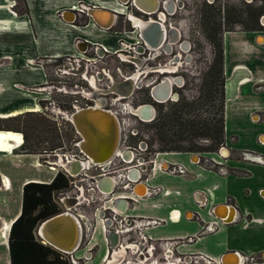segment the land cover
Instances as JSON below:
<instances>
[{"label": "crops", "instance_id": "0c3cea01", "mask_svg": "<svg viewBox=\"0 0 264 264\" xmlns=\"http://www.w3.org/2000/svg\"><path fill=\"white\" fill-rule=\"evenodd\" d=\"M8 1L0 0V12L8 11ZM11 1L16 2V0ZM23 1L26 7L25 12L18 14L14 7L12 11L16 15L43 16L44 18H33L34 25L42 31H56L55 37H57V31L62 29V24L73 23V15H80L75 10L79 1L91 3L102 9L115 7L117 11H122V6L116 4L114 0ZM65 9L72 11L66 10L63 13ZM60 13L66 19L59 17L57 22L54 17L51 18ZM93 14L103 26L106 25L103 22V15H112L103 10L94 11ZM46 17L51 19L47 20ZM27 18H23L25 23L28 21L30 32L34 31L31 18ZM38 22H45L47 28H39ZM89 23L84 29L91 28L93 23ZM78 29L74 31L77 35H79ZM14 32L9 31L8 34H15ZM24 32L27 31L24 30ZM258 37H263V40L259 41ZM53 42L55 43L53 46L56 47L57 41L53 40ZM222 48L225 102L224 146L220 153L222 160L220 165L213 169L202 163L201 153L196 155L194 152H161L160 160L156 158V163L149 170L132 168L134 171L126 173L129 176L128 178L125 175V181L129 183L128 188L115 189V178L110 175L101 176L99 186L102 189H114L112 194H109V199L103 201V205L120 212L121 216L158 219V224L144 229L148 242L182 239L183 241L175 245L173 254L201 253L210 257L212 261L223 257L225 264H235L238 259L235 252L240 256L253 254L264 256V199L259 192L260 189H264V163L246 161L247 159L238 164L231 162L229 166L237 169L236 171H228L223 163L224 159L228 161L226 158L231 153L244 151L264 159V35L257 36L254 31L242 29L224 30ZM52 50L51 53L43 55L54 56L60 53L57 49ZM28 69L32 70L33 67L28 66ZM40 70L35 80L24 81L29 92L35 93L33 87L46 81L45 70L41 67ZM30 73L34 72L30 71ZM29 78L32 77L29 76ZM258 85L263 88H255ZM3 90L0 91V101L4 95L13 93L10 89ZM6 99H3L6 102L2 100L3 103L0 106V118L39 109L37 103H23L16 107L13 103L9 104V100ZM244 121L250 124L248 130L242 128ZM5 142L10 149L0 150V208H5L0 218L4 225L9 223V227L5 234H2V231L0 234V264H10L7 237L11 223L21 210L23 184L28 181L48 183L59 170L58 167L41 163L38 153H16L14 150H18L20 146L15 147L14 142L8 139ZM224 149L226 153H223ZM215 153L219 155L217 151ZM175 163L182 164L186 173L172 174L165 169L167 165ZM68 167L70 171H75L73 164ZM1 171H13V175L9 177ZM128 179L133 182H128ZM154 187H158L159 190L152 192ZM140 188L141 191H138ZM228 207L233 210L231 220L223 218L231 215ZM96 216L98 215L93 214V220L90 222V237L84 249H92L88 264H104L107 259L110 261L112 258V256L109 258L112 241L105 233L103 221ZM216 220L219 221L212 231L204 230L208 222ZM35 236L42 243L48 244L36 231ZM101 237L105 250L101 259L97 260V242ZM119 243L122 244V248L115 251L120 254L118 264L125 261L126 264H156L160 261L156 258L154 260V257L136 258L135 254L129 253L127 247L132 245L129 244L128 237H120ZM227 255L229 256L226 258ZM255 264H264V261Z\"/></svg>", "mask_w": 264, "mask_h": 264}, {"label": "rangeland", "instance_id": "374dc122", "mask_svg": "<svg viewBox=\"0 0 264 264\" xmlns=\"http://www.w3.org/2000/svg\"><path fill=\"white\" fill-rule=\"evenodd\" d=\"M182 2L179 5V8L176 9L174 15H176V21H178L180 29H181V38L185 39L189 42L190 50L187 52H180L183 54L185 58V64H182L181 68H179L178 73L180 75V82L183 80L184 85L178 88L173 85V92H177L175 97L179 96L180 100L186 101H194L198 99L200 95V89L202 82L204 80V72L207 70L208 66L212 63L214 58V49L213 43L208 39L209 37H221L223 31L226 29V26L222 24V15L217 11V7H223L224 4H231L235 8H241L245 11L251 10V6H247V4L252 0H181ZM17 3V4H16ZM9 8L6 12H0V91H4L3 89H10L13 93L9 95H4V98L9 100V104L13 103L14 106H20L23 103H37L39 106L38 111H24L16 116H10L7 118H0V127H4L7 129L3 130H11L15 132H19L18 140L22 143L20 147H24L30 151H37L39 155V160L41 163L45 164L43 159H46L47 154L51 152V150L62 147V149L57 152H64L67 154H79V147L76 146V142L79 141V135L74 129L72 123L63 118L61 114L50 111L46 108V104L51 102L52 104H68L70 103L76 96L79 98L80 103H84L82 97L73 94H65L62 92H56L55 90L45 93L44 91H35V93H27L29 92L27 89V84L24 83L26 79L35 80L38 76V72L41 71L40 67L45 70L47 81H51L56 85V80L59 79L54 71V68L51 66L52 64H45L43 54L51 53L52 49H57L61 53L72 52V43L74 38L76 37L78 28L74 26V23H65L62 24V29L57 31V37H55L56 31H42L38 29L34 25L33 18H44L43 16L37 17V15H16L14 11H12V7H14L18 14H21L26 11V7L23 0H16L7 2ZM6 4V5H7ZM260 5L259 2H257ZM11 5V6H10ZM16 5V6H15ZM212 6V7H209ZM264 8V4H262ZM231 9V8H230ZM72 11V10H70ZM75 11V10H73ZM76 15H73L72 21ZM30 17L31 24L33 26V30L30 32L29 22L25 23L23 18L28 19ZM55 18L58 22L59 15H53L51 18ZM47 20L49 17H46ZM50 18V19H51ZM242 18L246 20L248 18L247 12L242 15ZM49 19V20H50ZM77 19L79 26L85 25L88 22V17L85 15H77ZM55 20V21H56ZM122 18L118 19V24L116 28L121 26ZM264 14L259 15L258 24L262 26L263 29L255 30V34L257 36L264 35ZM45 22H38L39 28L44 29L47 28ZM227 27L232 30L242 29L240 24L231 23ZM5 30V31H4ZM26 30L27 32H24ZM9 31H15V34H8ZM79 35L91 39L100 40L99 42L111 41L112 39H116V34H112L107 38H102L107 33L101 32L97 33L96 31H92L91 29H82L80 27L78 29ZM111 39V40H110ZM32 40V41H30ZM53 40L57 41L56 47ZM30 41V42H29ZM113 49L119 48L115 44L110 43ZM53 46V47H50ZM52 48V49H50ZM70 48V49H69ZM112 49V50H113ZM175 50H178L176 47ZM187 55V56H186ZM109 60H107L105 66L110 68L111 74L117 80H119V75L117 74V66H121L119 60L116 58L114 54H110ZM28 60L30 62H28ZM6 62V64H4ZM99 63L98 59L95 62H92V65H97ZM151 64V63H148ZM144 64L143 66H145ZM33 67L32 70H27V68ZM36 67V68H35ZM92 69H96L94 66ZM26 71V72H25ZM30 71L34 73H30ZM29 76L32 78L30 79ZM182 78V80H181ZM65 81L67 88L70 85H74V82H77L78 85L85 86V83L82 80L73 79L72 77H63L61 78ZM150 80V78H147ZM147 80H138V83L145 82ZM105 83L103 84V82ZM99 82V87L105 88L106 84H108V80H104ZM179 84V82H177ZM3 85V86H2ZM42 85V84H41ZM259 86V85H258ZM256 86L257 89H262ZM37 87V86H35ZM27 89V90H26ZM70 89V88H68ZM74 90V89H73ZM45 93V94H44ZM147 95L146 87L142 86L140 89H135L134 94L129 99H121L119 101H113V95L107 96V101L110 105L107 107L116 109V113L120 119V141L118 145V149L121 150H130L134 154V158L130 162H124L120 157L115 156L110 160V163L107 166L106 170H102V166L91 169H81L80 174L75 178H71V182L69 181V187L67 190L75 189L73 187V182L80 184L83 183L85 188L83 197H80L82 207H87L86 200L91 191H87V184L85 181L80 182V178L84 177L85 174H98L100 171H123L124 174L128 169L131 168H142L145 171L149 170L150 167L156 163V158L158 161L160 160V151H157L158 148V135L154 127L151 125V121L141 120L138 116L128 112L127 106L134 105L133 102H138L139 100L145 99ZM42 97H47V100H41ZM2 97V100L4 99ZM6 99V100H7ZM0 101V106L3 101ZM6 102V101H4ZM175 103L172 101H167L164 103L154 102L153 107L155 110V116H158L162 112L169 111L170 106ZM16 104V105H15ZM19 104V105H18ZM11 105V106H13ZM71 112V111H70ZM196 113H203V110H196ZM234 123V120L232 124ZM231 124V125H232ZM250 126L249 123L244 121L242 128L248 130L247 128ZM2 130V129H1ZM242 135V134H241ZM25 140V141H24ZM9 141V139H8ZM12 141V140H11ZM176 142L187 146L188 140L176 138ZM192 142L196 144L203 145L206 140L201 138H193ZM20 147L18 149H20ZM164 152H173V151H164ZM176 152V151H175ZM189 153V152H185ZM191 153V152H190ZM201 153V162L206 164L213 169H216L220 163L222 162L219 155L215 152H200ZM253 155V154H252ZM251 155V157H252ZM50 159H53L54 156H49ZM261 158V157H260ZM228 161L224 159V166L228 171H236L237 169L232 168L229 164L232 163H240L245 162L243 152L231 153L230 156L226 158ZM263 159V158H262ZM246 160V159H245ZM248 161V159L246 160ZM249 161H254L249 159ZM158 163V162H157ZM61 171V170H58ZM7 174L9 177H12L13 171H1ZM122 183L125 184V178H121ZM121 181V180H120ZM118 181V182H120ZM1 184V183H0ZM119 184V183H118ZM117 184V185H118ZM65 190V191H67ZM60 191L55 193V204L58 209L61 211V205L57 201V196ZM4 198L6 197L3 194ZM103 203L100 200H96L93 203V206L88 207L84 211H80V214L89 215L88 221L91 222L93 220V212L94 208ZM5 208H0V215L3 214ZM59 211V212H60ZM58 212V213H59ZM57 214V213H56ZM97 218L101 219L99 216ZM102 220V219H101ZM2 218H0V234L3 230L4 223H2ZM91 224V223H90ZM83 225V223H82ZM91 230V229H90ZM90 230L85 228L83 225V234L82 239L80 241V245L77 250L72 253H64L56 248H53L58 254L62 261L67 264H88V260L84 258V252L87 246L88 238L90 237ZM88 234V236H87ZM37 237V236H36ZM38 239V238H37ZM3 241V240H1ZM52 247V246H51ZM96 250V249H95ZM105 250L104 241L102 237L97 242V260H100ZM256 263L263 262L264 257L261 254H255ZM72 259L75 260V263L72 262ZM255 264V263H254Z\"/></svg>", "mask_w": 264, "mask_h": 264}, {"label": "flooded vegetation", "instance_id": "af4514ba", "mask_svg": "<svg viewBox=\"0 0 264 264\" xmlns=\"http://www.w3.org/2000/svg\"><path fill=\"white\" fill-rule=\"evenodd\" d=\"M114 1L116 4L118 3L122 6V11H117L115 7L104 8L112 11L113 18L107 26H103L98 22L94 15L88 14L89 10L95 7V5L86 3L85 1H79L75 10L78 14L87 16L88 22L83 26H79L77 24L79 23L77 15L72 22H76L74 23L76 28L82 27V29L88 27L90 24L89 22H92L93 25L91 28L87 29H93L97 33H107L102 36V38H107L110 35L113 37L112 34H116L117 38L110 39L111 41H108L109 43L106 44L104 41L102 43L99 42V39L96 40L76 35L72 43V52L69 51L64 54L60 52L54 56H44L46 57V59L43 60L44 63L52 64L51 66L54 68L55 74L59 78L56 80V85L46 79L42 85H37V87H33V89L36 91H44L45 93L55 90L56 92L65 94H79L84 103H80L79 98L76 96L68 104H57V106L51 102H48V105L46 104L47 109L61 114L63 118H65L66 113H71L83 108H98L114 113L119 121L120 138V119L116 113V109L107 107V105H110V103L106 102L107 96L110 94L113 95V101L129 99L133 96L136 88L140 89L142 86H145L147 92L145 99L133 102L134 105H128L127 111L132 113L137 108L150 106L153 110L152 118L144 119L140 116L138 117L144 121L153 120L155 118L154 102L164 103L169 100L172 102L180 100L179 96L175 97L177 92H173L172 88L173 85L178 88L184 85L182 78L180 82L178 70L181 68L182 64H185L186 57L180 52L184 53L189 51L191 45L188 41L181 38V29L178 21H176V15H174L176 9L179 8L182 2L181 0ZM66 10L69 11L70 9H65L62 12L64 13ZM59 16L66 19L62 13H60ZM119 18H122V20H120L122 24L120 27L116 28ZM110 43L113 45L115 44L117 47L119 46V48L113 49ZM176 47L178 50H175ZM110 54H114L120 62L121 66L116 67L117 74L120 77L119 80L115 79L111 74L110 68L105 66L107 60L110 59ZM97 59L99 63H96L97 65H92L96 68L94 70L91 68V64ZM144 64L146 65L143 66ZM63 77H72L76 80L80 79L85 83V86H79L77 82H74V85H69L68 88L70 89H68L65 81L61 79ZM147 78H150V80H147ZM106 79L109 82L106 84L105 88L99 87V82ZM138 80L147 81L138 83ZM177 82H179V84ZM104 83L105 81L103 84ZM41 100L45 101L47 97H42ZM77 134L80 139V134ZM78 142L76 145H78ZM122 151L126 159H124L121 154L114 155V157L118 156L124 162H130L132 158H134L132 151L127 149ZM248 157L260 160L258 156L251 157V155H248ZM110 160L104 164L97 163V165L102 166V170H106ZM87 168L78 165L74 167V170L80 171L81 169ZM128 171H134V169L132 170L130 167ZM120 172L124 173L123 171ZM126 173L127 171L125 174ZM120 180L119 184L115 185V189L122 188V179ZM117 181L118 180H116V182ZM110 194H112V192H110ZM109 197L110 195L106 196L105 200H108ZM119 256V253L114 252L111 260L108 261L107 264H114L115 262L118 264L120 260Z\"/></svg>", "mask_w": 264, "mask_h": 264}, {"label": "trees", "instance_id": "16d2710c", "mask_svg": "<svg viewBox=\"0 0 264 264\" xmlns=\"http://www.w3.org/2000/svg\"><path fill=\"white\" fill-rule=\"evenodd\" d=\"M262 4L264 0H252L244 4L252 7L245 11L241 6L235 8L226 3L223 7H217V11L222 15L225 30H232L227 26L237 23L242 30L255 31L263 29L258 24L259 15L264 14ZM245 12L248 15L246 20L242 18ZM208 39L213 43L214 58L205 71L198 99L176 101L169 111L162 112L152 120L151 125L158 135L157 151L215 152L224 144L225 79L222 35ZM197 109L203 110L204 114H197ZM1 129L7 128L0 127ZM176 138L187 139L189 143L187 146L181 145L176 142ZM193 138H201L206 142L203 145L196 144L192 142ZM14 152L37 153L24 147ZM69 181L62 171H57L48 183L28 181L23 184L21 210L11 223L7 237L10 264H67L60 259L54 247L36 238L35 231L42 220L60 211L55 204V193L67 190Z\"/></svg>", "mask_w": 264, "mask_h": 264}, {"label": "built area", "instance_id": "2783aa9c", "mask_svg": "<svg viewBox=\"0 0 264 264\" xmlns=\"http://www.w3.org/2000/svg\"><path fill=\"white\" fill-rule=\"evenodd\" d=\"M259 88H263V86L259 85ZM77 143V142H76ZM75 143V144H76ZM77 146V145H76ZM224 144L217 150L219 156L221 157V152ZM62 149V147L56 148L51 150L50 153L47 154V158L43 159L44 163L46 165L52 166V162H54V167H58L59 170H61L65 176H67L70 179L75 178L80 174L81 171H75L72 172L66 167H64V164L72 165L74 162H81L82 159H84L86 156L84 153L79 149V152L82 155L79 154H67L64 152H57L58 150ZM196 155L200 154V152H194ZM245 159H251L248 157V155H252V153L244 151L243 152ZM53 155L54 158L50 159L49 156ZM256 157V155H252ZM260 157V156H258ZM86 160V159H84ZM253 162H261L264 163V159L260 158V160L252 159ZM87 162V160H86ZM99 167L97 163L91 165L88 169L91 168H97ZM101 168V167H100ZM169 173L172 174H180L183 175L186 173V169L182 164L175 163V164H169L165 168ZM129 172V171H127ZM85 174L84 177L80 178V182L85 181L87 184L86 190L91 191L89 196L87 198H84L86 200L87 207H82L80 197H83L84 193V186L83 183L77 184L73 182V187L75 189L67 190V191H60L59 195L57 196V201L61 205V211L65 212L69 211L73 214H76L79 218V221L81 222L82 226V234H83V225H85V228L87 230L91 229V224L88 221L89 213L87 215L80 214V211L86 210L88 207L93 206V203L96 200H100L103 202L105 200V197L110 194L108 189H102L99 186V179L101 176L110 175L113 178H118L120 175L124 174L120 171H100L98 174ZM98 176V177H97ZM128 177V176H127ZM98 178V179H97ZM129 178V177H128ZM128 182H133V180L128 179ZM119 183V182H118ZM118 183H115L117 185ZM129 183L122 184V188H128ZM159 190L158 187L152 188V192H157ZM260 195L264 199V189H260ZM56 198V197H55ZM69 199L75 200V202H79L78 204H74L73 206L66 205V201ZM87 211V210H86ZM110 211V212H108ZM93 214L98 215L104 224L105 227V233L107 234V231L110 229L115 230V232L118 234V239L116 244H110V253L109 258H111L112 254L115 251H119V248H122V244L119 243V238L128 237L129 244L132 245V247L128 246L127 250L129 253L135 254V257L141 256L143 259H149L154 257V260H160L156 264H187V263H204V264H210L212 262L222 263V257L218 260L212 261V259L204 254L196 253V254H184V255H175L173 254V249L175 245L178 242L183 241L182 239H165L157 241L156 243L148 242L147 237L144 233V229L158 224V219L156 218H149V217H129V216H121L120 212H117L113 208H109L107 206H104L103 203H101L99 206L94 208ZM222 220V219H221ZM217 221H210L204 226V230L212 231L216 225ZM224 222V221H223ZM83 223V225H82ZM88 236V234H87ZM82 239V237H81ZM80 239V241H81ZM187 239V238H186ZM111 240V239H110ZM112 241V240H111ZM127 246V245H126ZM116 248V249H115ZM125 251V250H124ZM126 255H129L125 252ZM238 254V253H237ZM92 256V249H87L84 252V258L86 260H89ZM239 262L238 264H254L255 261V254L253 255H239ZM264 257V256H263ZM109 259L106 260L107 264ZM128 261V260H127ZM153 261V260H152ZM72 262L75 263V260L72 259ZM122 264H126V261Z\"/></svg>", "mask_w": 264, "mask_h": 264}, {"label": "water", "instance_id": "95a60500", "mask_svg": "<svg viewBox=\"0 0 264 264\" xmlns=\"http://www.w3.org/2000/svg\"><path fill=\"white\" fill-rule=\"evenodd\" d=\"M135 1H137V0H135ZM93 10H103V11H108V12L112 13V11H110L108 9H102V8L98 9L97 7H92L89 10L88 14L89 15H93L92 14ZM87 109L88 108L75 110L71 114V118L73 117V120H71L70 122L72 123V125H74V121L76 122V119H78L80 121V123L85 127V129H88V131L90 130L91 135H92V139H93V145L96 148L97 147L101 148L102 147L101 146L102 143H104L106 141L107 145L110 146L111 153H112L113 149L118 147L119 141H120L118 118L116 117V115L114 113H112L110 111L102 110L103 111L102 112V111L97 110L96 108H93L92 110H87ZM132 114H134L136 116H140V117H142L144 119H150V118H152L153 110H152V108L150 106H144V107H140V108L135 109V111H133ZM74 129L78 133V130H77L78 127L76 126V127H74ZM103 135H105V137H103ZM102 138H104V140ZM81 140H82V145L83 146L88 144L87 141H84L83 139H81ZM88 147H89V145H88ZM79 149L84 153L85 150L83 148L79 147ZM84 155H85V153H84ZM109 157H110V155L108 157H106L105 160L109 159ZM73 165L75 167H77L78 165H80V163L79 162H74ZM99 167H101V166H99ZM125 175L128 176V174L120 175V177H118V181L121 178H124ZM114 182H115V180H114ZM117 182H115V183H117ZM98 184H100V182ZM108 191L112 192L113 189L108 188ZM72 201H74V200L73 199H69V200L66 201V204H68L70 206ZM66 212H68L70 214H73V213H71L69 211H65V213ZM61 213H63V212H59L57 214H54V215L42 220L38 224V226L36 228V232L49 245H51L52 247H54V248H56V249H58V250H60V251H62L64 253L68 254V253H72V252H74L75 250L78 249V247L80 245V239L82 237V226H81V223H78V225L76 226V236H77V238H76V242L74 243V245L72 247L62 246V244L59 245L58 244L59 242H56L55 241L56 239H53V238H55L57 236L58 237L61 236V234L63 232V227L65 225H67V227L69 228V231H70L68 236L70 237L72 235V233H73L72 232L73 231V225H72L71 222H69L66 219L58 220L59 217L61 216ZM73 215H75L77 217L76 214H73ZM56 221H58V222H56ZM54 222H56V223L53 226H51V224L54 223ZM53 227H55L56 229H55L54 232H51L52 234L49 236L48 232H50V231H48V230L49 229L51 230V228H53ZM40 232H42V234ZM107 234H108V238H110L112 240V244H115L117 239H118V234L115 232V230L110 229L109 231H107ZM67 250L71 251V252H67ZM235 254L237 255L238 260H239L238 254L236 252H235ZM222 262H223V264H225L223 257H222Z\"/></svg>", "mask_w": 264, "mask_h": 264}, {"label": "bare ground", "instance_id": "6f19581e", "mask_svg": "<svg viewBox=\"0 0 264 264\" xmlns=\"http://www.w3.org/2000/svg\"><path fill=\"white\" fill-rule=\"evenodd\" d=\"M153 1H155V0H153ZM97 8L101 9L99 7H97ZM94 11H98V10H93L92 14L94 13ZM108 13H110V12H108ZM103 16H104L103 22L106 24L105 26H107L112 21L113 17H112V15H103ZM258 40L262 41L263 37H258ZM0 62H2V61H0ZM92 109L93 108H88L87 110H92ZM96 109L99 110V111H102V109H98V108H96ZM30 111H38V110H30ZM30 111H28V112H30ZM72 113L73 112L66 113V114L64 113L65 114V118L69 119L70 121L73 120V117L71 118V114ZM17 114H19V113H17ZM17 114H14V115H17ZM6 117H8V116H6ZM76 126L78 127L77 130H78V133L80 134V139H79L78 145H79V147H81V148H83L85 150L84 153L86 155V158H84V159L87 160V162H86V160L82 159L81 162H80V165H79L80 167H83V168H87L88 167L89 168L91 165L95 164L96 162L99 163V164H104L108 160L112 159L114 157V155H118V154H121V156L124 157V159H126L125 155L123 156V151L121 149H118V147L114 148L113 152L111 153V148H110L109 145H107L106 141L104 143H102V145H101L102 147L101 148L100 147L96 148L93 145V139H92V135H91L90 130L88 131V129H85V127L80 123V121L78 119H76V122L74 121V127H76ZM19 136H20L19 132H15V131H11V130H3V129L0 130V150H9L10 149L9 147H7V144L5 142V140H7V139L12 140L14 142V144H15V147H19L21 145V143H22L20 140H18ZM103 137H105V135H103ZM81 139H83L84 141H87L88 144L83 146ZM102 139L104 140V138H102ZM88 145H89V147H88ZM223 153H226L225 149L223 150ZM109 155H110L109 159L105 160L106 157H108ZM51 164L54 165V162H52ZM64 167H66L67 169L70 168V167H68V164H64ZM72 172H75V171H72ZM116 180H118V178L115 179V181ZM110 181L112 182L111 179H110ZM138 191H141V188ZM78 203L79 202H75V200H74V201H72L71 206H73L74 204H78ZM66 205H68V204H66ZM228 209H229L230 214H231L230 217H223V218H225L227 220H231L232 217H233V210H232L231 207H228ZM64 219H66V220H68L69 222L72 223V225H73V231H72L73 233H72V235L70 237L68 236L70 231H69V228L67 227V225H65L63 227V232H62L61 236L60 237L57 236V237H55L53 239H56L55 241L59 242L58 243L59 245L62 244V246L72 247L74 245V243L76 242V238H77V236H76V226L78 225V223H81V222L80 221L78 222V220H79L78 217H76L75 215L70 214L68 212L61 213V216L59 217L58 220H64ZM56 222H58V221H56ZM56 222L52 223L51 226H53ZM8 227H9V223H6L4 225L3 230H2V234H5L7 232ZM55 229H56L55 227L51 228V230L49 229L48 231H50V232H48V235L50 236L52 234L51 232H54ZM40 233L42 234V232H40ZM67 252H71V251L67 250ZM228 256L229 255H227L226 258ZM236 261L237 262H235V264L236 263L238 264V261H240V260L237 259ZM114 264H117V262H115Z\"/></svg>", "mask_w": 264, "mask_h": 264}]
</instances>
